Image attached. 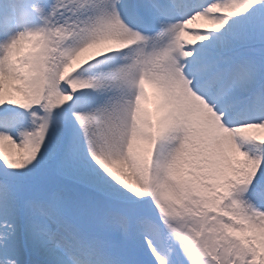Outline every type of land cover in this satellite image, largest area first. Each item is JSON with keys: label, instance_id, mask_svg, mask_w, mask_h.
<instances>
[{"label": "snow or ice", "instance_id": "6c2138e0", "mask_svg": "<svg viewBox=\"0 0 264 264\" xmlns=\"http://www.w3.org/2000/svg\"><path fill=\"white\" fill-rule=\"evenodd\" d=\"M0 264H264V0H0Z\"/></svg>", "mask_w": 264, "mask_h": 264}]
</instances>
